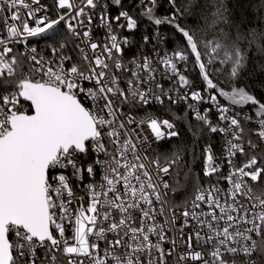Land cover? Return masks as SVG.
<instances>
[{"label":"snow or ice","instance_id":"6c2138e0","mask_svg":"<svg viewBox=\"0 0 264 264\" xmlns=\"http://www.w3.org/2000/svg\"><path fill=\"white\" fill-rule=\"evenodd\" d=\"M112 3L122 6V0ZM167 3L165 17L156 14L160 0H140L138 5L154 25H171L183 43L157 62L163 65V78L175 82L166 89L150 57L131 61L132 69L123 65L122 45L131 41L115 34L107 5L100 17L107 36L92 42L87 27L92 16L85 8L97 9L99 0H86L78 9L70 0H54V8L63 10L55 18L41 0H0V23L6 32L0 36V264H170L173 255L175 264H264V102L246 87L225 91L213 78L227 74L223 83L234 84L249 55L242 45H255L264 53V30L245 31L233 24L226 15V0ZM21 7L27 9V18L21 17ZM261 9L264 0L257 5L258 20ZM186 15L202 19V27H184ZM121 18L129 31L138 27L128 11H120L115 20ZM224 25L234 31H225ZM82 26L87 30L78 31ZM30 38L53 40L48 47L55 59L29 44ZM69 38L79 60L66 54ZM149 39L143 37L145 43ZM16 44L26 51H14ZM189 63L198 68L218 122L213 123L207 111L201 114L191 103L188 107L204 130L224 140L222 160L211 141L202 148L203 175H216L229 188H220L219 179L207 189L198 186L191 207L179 215L171 209L169 219V192L184 187L181 156L173 153L161 163L146 152L150 141L162 144L180 132L148 106L204 100L186 75ZM81 81L93 86L85 88ZM181 89L187 91L173 97V91ZM218 97L229 103L222 104ZM21 100L30 102L28 108L21 110ZM245 105H251L254 114L246 112ZM137 110L145 113L139 120ZM85 175L90 182L73 209L72 181L83 184ZM183 179L189 180L188 172ZM177 221L182 245L168 237V228ZM184 228L190 231L184 233ZM166 242L172 247L166 249Z\"/></svg>","mask_w":264,"mask_h":264},{"label":"trees","instance_id":"16d2710c","mask_svg":"<svg viewBox=\"0 0 264 264\" xmlns=\"http://www.w3.org/2000/svg\"><path fill=\"white\" fill-rule=\"evenodd\" d=\"M101 1L109 2L111 0ZM187 2L188 0H181V4H186ZM196 2L199 3L200 0H196ZM137 3L138 0H122L124 8L129 11L133 10V8L137 6ZM226 3L228 7L226 15L233 24H240L241 28L245 31H248L251 28L264 30L260 28V25L264 24V9H261L259 13L261 19H257V5L260 3V0H226ZM45 4L49 9V13L53 15V18H55V15H59L63 11L54 8V0H45ZM97 10L99 9L87 8L85 10L88 15L92 16L94 26L98 23ZM197 11H199V9H197ZM141 12L142 9L139 8L133 14V16L137 19L138 28L132 34V56H138L139 50H143V48L147 46L143 40L145 35L149 37L156 34L164 36L166 39V45L171 52L183 48V43L179 34L175 32L171 25L161 24L156 26L145 16H142ZM156 14L160 17L169 15L167 0H160V6L156 9ZM202 23V19L198 18L196 15H186L182 21V25L184 27L192 29H200L202 27ZM223 27L225 31H234V29H230V25H224ZM61 31L63 32L64 29L61 28ZM201 35H204V33H201ZM60 39L61 38L59 36L56 37V40ZM71 41L72 39L69 38V42L67 44L69 51L71 53L74 52L76 60H79L80 58L77 55ZM53 43V40L40 39L34 41L32 44L35 45L42 54H51L48 45ZM56 46L58 47L59 45L57 44ZM242 46L246 49L249 55L246 60L245 67L240 74V78L236 80L234 84H225L223 82L227 79V74H224L218 77L214 76V81L218 80L220 82V86L223 87L225 91H230L233 86L246 87L247 90L258 100L264 102V53L258 51L255 45L249 46L246 42ZM190 68L191 77L196 87L206 95H209V92L206 90V85L199 75L198 68H196V66L192 63H190ZM218 99L229 103L224 100L223 97H218ZM243 107L244 110L254 114L251 105H245ZM30 111L31 110H29V112ZM169 118L176 124L177 130L180 132V136L173 138L170 142L163 146L161 160L164 161L165 157H170L173 153H179L181 156L182 167L180 168V183L184 184V187L178 189L176 192H171L170 202L173 207H184L193 199L196 194L197 187L205 184L206 177L203 175L201 169V150L209 141H211V143L215 142V138H212L199 123L193 121L191 115L188 113L172 111L169 114ZM194 133H196V135H194ZM185 172H188V181L183 179ZM173 186H175L174 182Z\"/></svg>","mask_w":264,"mask_h":264},{"label":"built area","instance_id":"2783aa9c","mask_svg":"<svg viewBox=\"0 0 264 264\" xmlns=\"http://www.w3.org/2000/svg\"><path fill=\"white\" fill-rule=\"evenodd\" d=\"M28 2L30 3L31 0H28ZM70 2L73 3L76 6V8L78 9L81 6H84L86 0H70ZM139 2H140V0H138L137 6L135 8H133V10L129 11L128 9L124 8L123 4H122V6H118V5L113 4L112 0L109 1V2L99 0L100 7H98L99 10H97L98 11L97 12L98 13V17H97L98 23H97V25L94 26L93 25V21L91 22V25H87V18H82V19L85 20V25H87V27L91 28L92 42H101L107 36V29L100 22L101 8L104 5H107L106 12H107L108 20H109V22L112 23L113 30H114L115 34L118 36V38L122 39L123 37H127L132 42V34L135 32V30H137L138 27L136 29H134V30L129 31L127 29V27H126V22L123 20V18H121V20L119 22H117L115 20V17L119 15L120 11H128L130 14L133 15L136 12L137 9L141 8V7H138ZM41 3L46 8H48L46 6V4H45V0H41ZM32 7H36V5H32ZM86 9L87 8H85V10ZM20 13H21V17L22 18H27V15H26L27 9H24L23 7H21ZM0 15H2V14H0ZM32 23H34V21ZM73 23H75V21H73ZM119 24H125V27L121 28V27H119ZM83 30H87V29L85 27H83V26L78 28V31H83ZM0 36H6V32H4L3 27H2V23H0ZM157 36L159 37V39H157ZM74 39H75L76 43H80V37H76ZM37 40H38L37 38H30L29 39V44H32V43H34V41H37ZM146 44H147V46L145 48H143V50H139V52H138L139 55L138 56H132V54H131V43L128 44V45H122L123 54H122L121 60H122L123 65H125L128 69H132L133 65H132L131 61H133V60L142 61L144 56H148V57H150L153 60L154 65L157 67L158 79H160V81L164 84L166 89L167 88H172L174 86L175 82L171 81V80H165L163 78V71H164L163 65H160V64L157 63L161 56H163L165 54L171 55L173 53V52L169 51V49H168V47L166 45L165 37L161 36L159 34H156L154 36H151L149 41ZM9 46L11 47L13 45L10 44ZM82 47H85V51L88 52L91 55V49H90L89 46H87L85 44V45H82ZM67 48H68V46H67ZM0 50H2V48H0ZM14 51L24 52V51H26V49L24 48L23 45L16 44L15 47H14ZM75 51H76V53L78 55V49H75ZM97 52L99 53V49L97 50ZM66 54L72 56L74 61L76 60L74 52L71 53L70 51H67ZM48 58L55 59V57H52L51 54H48ZM65 67L69 68V67H71V64H66ZM38 75L39 74H37V76ZM186 75H187L188 79L192 82V84H194V82L192 80V77H191L190 63L188 65V71H187ZM81 83L83 84V86L85 88H89V87L93 86V82L81 81ZM194 86H195L194 90H197V91L201 92L202 96L204 97L203 101L197 102V101L189 100V101L185 102V101L181 100V101H179L178 103H175V104H171V103L166 101L165 105H159V104L153 103L152 105H149L148 107L155 114V116L158 117V118L170 119L169 118V114L172 111L173 112L174 111H180L181 113L190 114L191 118L193 119V121H195V122L200 124V122L197 121L196 118H195V112L188 107V104L191 103V104L194 105L196 110L201 112V114H204V112L207 111L208 117L213 123L218 122V119H219L218 118V113H217L216 108L213 107L211 105V102L208 100V96L209 95H206L205 93H203L200 89H198L196 87L195 84H194ZM185 91H187V89H181L178 93L176 91H173L172 95H173V97H175L177 94L183 95ZM83 102H84L86 107H90L91 106V102L90 101L84 100ZM221 103L224 104V105L228 104L227 102H224V101H221ZM20 107H21V110H23L24 108H28V104H26L23 100H21ZM122 111H127V108L123 107ZM246 112H248V111H246ZM249 114H251V113H249ZM129 115H132V113H129ZM144 115H145V113L143 112V110H137V120H139V118L143 117ZM242 115H243V113H242ZM133 127H135V125H133ZM210 136L212 138H215V142L212 143L214 145V154L216 155V157L218 159L222 160L223 156H224V140H223L222 136H220V135H210ZM172 139L173 138H171V140ZM170 141L163 142L162 144H156L154 141H150L149 143L152 144V147L146 152V155H148L151 158H157L158 157L161 160L162 154H163L162 153V148H163V146L165 144H167ZM161 163H163L162 160H161ZM149 167L151 168V164H149ZM201 169H202V173H203V171H204L203 162L201 164ZM221 170L224 173V175H227L228 168L226 166L222 165ZM98 173H99V170H98ZM65 174H67L69 176L71 175L70 171H66ZM90 179L91 178H89L87 175H85L83 184L80 183L79 181H75L73 179L72 183H73L74 193H75V197H76V199L73 200L72 205H70V207H72L73 209H75L78 206V204L80 202V197H84L85 196L84 185L89 183ZM95 179L97 181H99V179H100L99 174L95 177ZM218 179L219 178L216 175H213L212 177H206L205 184L202 187L207 189L211 185L217 184ZM219 187L224 189V190H227L229 188V184L226 181H224L223 179H219ZM170 194H171V192H169V197H170ZM191 201L184 207H173L171 202L169 201V204L166 206L167 209H169V211L167 212V217L169 219L172 218L173 213H172L171 209H175L176 210V214L179 215V212L181 210H183L185 207H189L190 208L191 207ZM205 210H207L206 206H205ZM159 220L162 223L163 220H164V217H160ZM191 223L194 224L195 222L192 221ZM53 231L55 232L54 227H53ZM189 231H190L189 228H184L183 229L184 233H188ZM56 235H58V234H56ZM66 236L69 237V238L71 237V228H69L66 231ZM179 236H180V222L177 221L174 226H171V227L168 228V237H169V240L177 239L178 242H180L181 245H182V241H179ZM109 238H112V234H109ZM10 240L11 241L15 240L14 235L11 234V233H10ZM99 243L103 246V242L102 241L99 242ZM171 247H172V245L170 243H168V242L165 243V248L166 249L171 248ZM41 255H43V254L41 253ZM175 260H176V257H175V255H173L171 257V259H170V264H175ZM193 264H195V262H193Z\"/></svg>","mask_w":264,"mask_h":264},{"label":"water","instance_id":"95a60500","mask_svg":"<svg viewBox=\"0 0 264 264\" xmlns=\"http://www.w3.org/2000/svg\"><path fill=\"white\" fill-rule=\"evenodd\" d=\"M25 103L29 105L30 102H25Z\"/></svg>","mask_w":264,"mask_h":264}]
</instances>
